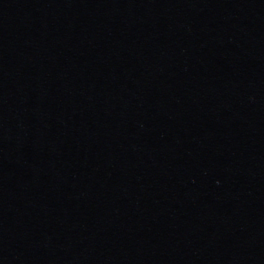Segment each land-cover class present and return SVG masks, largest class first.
<instances>
[{
    "label": "water",
    "instance_id": "95a60500",
    "mask_svg": "<svg viewBox=\"0 0 264 264\" xmlns=\"http://www.w3.org/2000/svg\"><path fill=\"white\" fill-rule=\"evenodd\" d=\"M152 264H264V140Z\"/></svg>",
    "mask_w": 264,
    "mask_h": 264
}]
</instances>
